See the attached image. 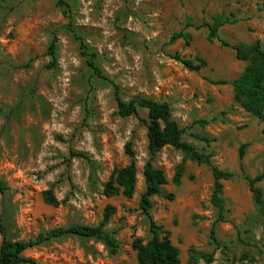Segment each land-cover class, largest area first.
I'll return each instance as SVG.
<instances>
[{
    "label": "rangeland",
    "instance_id": "obj_1",
    "mask_svg": "<svg viewBox=\"0 0 264 264\" xmlns=\"http://www.w3.org/2000/svg\"><path fill=\"white\" fill-rule=\"evenodd\" d=\"M64 1L66 9L56 0H0V181L9 187L0 193V217L9 238L27 241L57 227L97 226L110 205L117 212L106 230L119 243L116 254L98 239L65 236L25 256L39 264H138L132 242L151 238L149 219L139 207L150 154L146 126L117 113V85L125 101L169 103L183 141L235 175L223 182L226 219L216 223L211 168L173 147L158 153L154 165L168 183L152 198L151 215L171 233L181 264H190L191 251L196 264H206L202 255H212L211 264H264V208L255 204L245 179L264 170V121L236 102L231 85L212 84L237 79L246 63L233 49L209 42L207 29H195L223 15L228 23L221 39L264 45V0ZM182 31L192 40L172 42ZM55 37L57 65L48 68ZM80 40L97 56L103 78L88 66ZM175 54L203 59L206 67L190 72L171 59ZM139 115L147 119L148 111L140 109ZM130 141L138 169L135 195L108 197L104 185L115 168L130 163L125 153ZM181 166L183 178L175 186ZM259 187L264 199V181ZM47 190L58 207L44 202Z\"/></svg>",
    "mask_w": 264,
    "mask_h": 264
},
{
    "label": "trees",
    "instance_id": "obj_2",
    "mask_svg": "<svg viewBox=\"0 0 264 264\" xmlns=\"http://www.w3.org/2000/svg\"><path fill=\"white\" fill-rule=\"evenodd\" d=\"M56 3L63 9L68 7L64 0H56ZM227 23L228 21L223 15H218L214 17L212 22H204L195 27L196 30H201L203 28L207 29V38L209 42L214 43L218 41L223 47L233 49L236 52L237 59L246 63L244 71L237 79L231 82L217 80L212 81V84L223 86L231 85L233 87L236 102L239 103L249 115L264 121V45L260 40H256L252 43L241 42L231 44L221 39L220 30ZM188 26L192 27L193 25L189 23ZM179 40L189 43L192 40V35L182 31L174 34L171 38L172 42ZM80 46L81 54L86 58L90 69L96 76L103 78V73L96 63L97 56L88 51L83 41L80 42ZM56 50L57 38L55 37L47 50V55L51 57L48 68H55L57 65ZM171 59L182 64L184 68L190 72H200L206 67V61L200 58L191 60L182 57L180 54H175L171 56ZM114 97L117 103V113L121 118L136 117L147 129L150 157L144 166L143 176L145 181V192L141 196L139 207L142 213L149 219L151 238L148 241L140 237L134 238L131 247L136 253L137 263L181 264L180 250L172 243L171 233L157 225L151 215L153 208L152 198L159 195L161 188L168 183L165 173L154 165L158 153L165 147H173L183 152L190 160L201 165H207L211 168L214 178V191L211 197V204L217 210L218 216L216 223H222L226 219L223 200V182L231 180L235 175L214 165L211 154L200 152L193 145L183 141V130L180 128L177 121L173 119L169 103L157 102L152 99L140 97L125 101L117 85H114ZM140 109H146L148 111L147 119L140 118ZM247 147L248 145L246 144L241 145L239 149L240 160L244 159ZM125 153L130 158V163L125 167L115 168L113 170L109 181L104 185V194L108 197L123 195L127 199H132L135 195L138 182V169L135 159L136 151L132 141L127 143ZM73 155L76 156V154ZM183 174L184 171L181 166L178 168L172 181L175 186H180ZM245 179L249 184L255 204L263 211V192L259 184L264 181V170L255 177L245 175ZM8 189V185L0 181V193L5 194ZM43 200L46 204L54 207L60 205V202L56 199L52 190H47L43 193ZM116 212L117 209L109 205L104 210L103 219L97 226L77 224L70 227H57L27 241H15L10 239L8 229L0 217V235L2 237L0 264H39L36 260L26 257L25 252L65 236L98 239L108 247L112 254H116L119 243L117 239L106 230ZM211 240L214 245H219L215 226H213L211 230ZM201 258L205 260L206 264H211L213 261L212 255H202ZM197 260V253L191 251L189 263L196 264Z\"/></svg>",
    "mask_w": 264,
    "mask_h": 264
}]
</instances>
